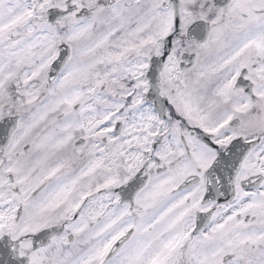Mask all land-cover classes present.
I'll use <instances>...</instances> for the list:
<instances>
[{
    "label": "snow or ice",
    "instance_id": "6c2138e0",
    "mask_svg": "<svg viewBox=\"0 0 264 264\" xmlns=\"http://www.w3.org/2000/svg\"><path fill=\"white\" fill-rule=\"evenodd\" d=\"M0 264H264V0H0Z\"/></svg>",
    "mask_w": 264,
    "mask_h": 264
}]
</instances>
